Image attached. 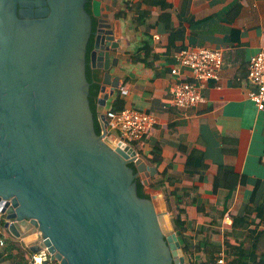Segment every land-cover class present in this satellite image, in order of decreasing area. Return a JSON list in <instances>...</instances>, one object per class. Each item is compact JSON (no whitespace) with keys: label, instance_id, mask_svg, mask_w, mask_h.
<instances>
[{"label":"water","instance_id":"95a60500","mask_svg":"<svg viewBox=\"0 0 264 264\" xmlns=\"http://www.w3.org/2000/svg\"><path fill=\"white\" fill-rule=\"evenodd\" d=\"M86 2L0 0L3 226L41 264H185L169 213L147 192L156 168L106 134L122 28L101 16L103 0H92V14ZM92 16L88 64L101 71L99 135L86 79ZM137 177L148 198L138 196Z\"/></svg>","mask_w":264,"mask_h":264},{"label":"crops","instance_id":"0c3cea01","mask_svg":"<svg viewBox=\"0 0 264 264\" xmlns=\"http://www.w3.org/2000/svg\"><path fill=\"white\" fill-rule=\"evenodd\" d=\"M125 1L103 0L100 7L102 17L112 24L118 20L122 28L121 44L112 52V57L119 59L118 66L110 70L112 78L118 79V88L109 100L119 94V87L124 88L128 91L123 97L125 106L155 116V125L137 148L149 160L147 164L156 168L157 177L166 170L167 176L175 180L174 186L164 183L163 188H195L191 192L197 199L196 205H183L186 231L191 232L188 236L199 231L208 235L213 226L217 227V234L228 232L231 224H223L224 215L228 214L231 220L241 217L256 184L254 200L264 196V165L260 163L264 151V110L256 108L249 98L252 83L247 77L250 56L264 49V0H185L184 7V0H165L170 5L166 8L143 4L149 15L139 25L134 23L132 11L126 10L124 16L116 17V13L126 9ZM171 29L183 32V37L175 39L172 45ZM145 42L149 55L145 61L132 62L131 55L138 53ZM197 45L220 50L218 79L196 82L185 67H179V76L170 73L177 66L174 55L183 47ZM138 55L143 57L144 53ZM178 79L201 83L203 101L189 107L174 106L169 89ZM224 147L233 148L236 153L226 154ZM191 150L201 153L207 165L201 175L184 173L186 156ZM226 166L246 177L245 185H238L229 196L217 186ZM158 180L151 183L156 186ZM225 198L228 199L224 203ZM4 233L1 264H18L22 254L27 263L41 264L23 242L7 230ZM221 234L218 238L222 240Z\"/></svg>","mask_w":264,"mask_h":264},{"label":"trees","instance_id":"16d2710c","mask_svg":"<svg viewBox=\"0 0 264 264\" xmlns=\"http://www.w3.org/2000/svg\"><path fill=\"white\" fill-rule=\"evenodd\" d=\"M183 1V7H184ZM143 4L147 5H159L161 8H166L169 3L165 0H126L125 5L126 9L116 13V17H122L125 14V11L134 12L133 21L134 23L143 24L144 19L149 15V11L142 8ZM85 9L90 11V4L85 6ZM183 37L182 31L170 30L169 34V43L172 45L175 39H181ZM146 43V42H145ZM93 46V39L87 45V54H86V79L90 84L89 87V104L90 109L93 113L94 118V128L96 134L101 133L100 124L97 119L96 113V100L97 95L100 89L99 82L101 80V74L99 70L92 69L88 64V52ZM149 46L143 44L139 49V52H143L144 56L141 57L136 54H132L130 60L132 62L145 61L146 57L149 55ZM109 101V99H108ZM106 103V109L119 110L125 106L123 98L119 95L114 96L110 101ZM184 147L180 149L183 150ZM157 150V149H156ZM222 151L226 154H235L236 150L233 148H223ZM155 150L152 151V153ZM149 161V160H147ZM260 163L264 165V151L260 157ZM129 166L133 167V164L130 163ZM207 169V165L204 162V158L199 152L191 150L187 156L184 163V173L188 175H194L203 173ZM160 179L155 183L156 186L151 183L149 186L153 189H158L164 186V183H167L169 186H174L175 180L167 176V171L163 170L160 172ZM246 177L245 175L239 174L234 170L233 167H224L220 176L218 177L217 186L225 190L228 194L236 189L238 185H245ZM258 184H256L252 190L249 202L245 205L244 211L241 217L232 218V223L230 230L224 233V245L226 247L225 252L229 258L228 264H264V196L260 197L255 201V193L257 190ZM192 189L195 188H177L174 187L169 191L164 193V200L167 206V209L171 215L172 225L174 231L177 235V238L180 242L183 254L186 256L189 264H215V254L217 253L220 243L212 240L209 235H204L202 231L197 232L194 236H187L186 232V218H185V209L183 205L190 203L191 205H196L197 199L192 195ZM137 194L141 198H148L150 195L145 192L143 182L140 178L137 179ZM228 198H225L224 203ZM201 207L198 206V210ZM225 209V208H224ZM223 211L221 215H223ZM244 231L246 232L245 237ZM243 234V235H242ZM242 238H240L241 236ZM247 239V241L245 240ZM11 247H15L12 243ZM205 252L204 261H195L193 256L199 252ZM23 252H20V254ZM21 259L18 261V264H32L27 263V260L24 258L23 254L20 255ZM1 264V262H0ZM16 264V263H11ZM46 264H57L54 262H49L46 260Z\"/></svg>","mask_w":264,"mask_h":264},{"label":"built area","instance_id":"2783aa9c","mask_svg":"<svg viewBox=\"0 0 264 264\" xmlns=\"http://www.w3.org/2000/svg\"><path fill=\"white\" fill-rule=\"evenodd\" d=\"M174 57L177 66L174 65L171 68L170 73L172 75L179 76V67H185L191 71L196 82L218 79L221 66L220 50L198 45L186 46L181 48ZM247 77L252 83V89L248 93L249 98L256 108L264 110V49L250 56L247 64ZM201 86V83L197 84L178 79L169 89L172 104L176 107H189L202 102ZM119 88L120 92L118 95L123 98L128 91L124 88ZM104 115L108 122L106 134L113 133L119 140L129 145L130 143H141L146 132L156 123V118L153 114L127 106L119 110L105 108ZM231 223L230 216L225 214L223 224L227 226ZM3 224L4 216L0 213V246H3L6 240L4 233L6 229ZM219 243L220 247L215 254V264H228L229 258L225 252L226 247L223 239Z\"/></svg>","mask_w":264,"mask_h":264},{"label":"rangeland","instance_id":"374dc122","mask_svg":"<svg viewBox=\"0 0 264 264\" xmlns=\"http://www.w3.org/2000/svg\"><path fill=\"white\" fill-rule=\"evenodd\" d=\"M110 101V100H109ZM108 101V102H109ZM130 145L136 150V152L138 153V156L139 157H141L144 161H147L146 159V157H144V155L142 154V152H141V150L140 149H138L137 147V144L135 145V143H133V144H131L130 143ZM147 163V162H146ZM157 175V174H156ZM156 175H154V176H152L151 177V180H155L156 178L157 179H160V175L157 177ZM142 179V178H141ZM143 180V179H142ZM149 194H151V195H155L156 193H160V194H162V199H161V201H162V205H163V209L164 210H166L168 213H169V211H168V209H167V206H166V203H165V200H164V193L165 192H167V188H163V186L161 187V188H159V189H153V191L150 193L149 191H147ZM169 218H170V220H171V215H170V213H169ZM221 218H222V216H221ZM171 222H172V220H171ZM221 224V223H220ZM214 228H211V231L210 232H208V235L209 234H211V236L213 237V239L212 240H214V241H216V242H220L221 241V239H219L218 237H219V234H221V232H219L218 234H217V230L215 231V229L217 228L216 226H213ZM226 231H224L222 234H223V241H224V233H225ZM244 233H246V232H244ZM185 234L188 236L189 234H191V232H189V231H186L185 232ZM221 234V235H222ZM243 235V234H242ZM241 236V235H240ZM240 238H242V236L240 237ZM245 240L247 241V239L245 238ZM184 257H185V264H189L188 263V260H187V258H186V256L184 255ZM205 258H206V256H205V252H199V253H196L194 256H193V259L195 260V261H204L205 260Z\"/></svg>","mask_w":264,"mask_h":264},{"label":"flooded vegetation","instance_id":"af4514ba","mask_svg":"<svg viewBox=\"0 0 264 264\" xmlns=\"http://www.w3.org/2000/svg\"><path fill=\"white\" fill-rule=\"evenodd\" d=\"M91 2H92V0H87V2L85 3V6L90 4V11L88 12V13H90V14H92V6H91ZM101 16H102V13H101ZM97 24H98V19H97V17L92 16V32H91V34H90V37H89L88 43L90 42L91 39H93V46H94L95 32H96ZM88 43H87V45H88ZM93 46H92L91 50L88 52L89 60H90V53H91V51H92V49H93ZM86 54H87V52H86ZM89 60H88V62H89ZM92 69L99 70V69H97V68H92ZM99 72H100V74H101V71H100V70H99ZM138 178H140V177H137V179H138ZM140 179H141V178H140Z\"/></svg>","mask_w":264,"mask_h":264},{"label":"bare ground","instance_id":"6f19581e","mask_svg":"<svg viewBox=\"0 0 264 264\" xmlns=\"http://www.w3.org/2000/svg\"><path fill=\"white\" fill-rule=\"evenodd\" d=\"M162 198H160L159 195H156L155 196V202H156V206H157V209L158 210H162L163 209V205H162V201H161ZM39 260V259H38ZM40 261V260H39Z\"/></svg>","mask_w":264,"mask_h":264}]
</instances>
